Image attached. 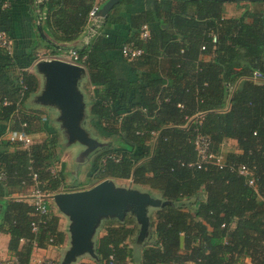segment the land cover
<instances>
[{
	"label": "trees",
	"instance_id": "16d2710c",
	"mask_svg": "<svg viewBox=\"0 0 264 264\" xmlns=\"http://www.w3.org/2000/svg\"><path fill=\"white\" fill-rule=\"evenodd\" d=\"M16 1L0 0V30L13 41L11 23L23 14ZM137 1L121 0L98 33L74 47L94 86L90 124L108 140L92 161V177L132 179L168 201L151 222L143 264H237L242 258L264 264V80L253 77L255 71L264 75V1L144 0L139 7ZM27 2L33 12L40 8L38 0ZM94 3L44 0L41 26L52 53L84 37ZM226 3L240 12L228 15ZM144 25L147 39L141 37ZM130 43L144 49L133 60L122 53ZM37 60L36 47L9 53L0 46V173L6 175L0 179V229L10 235L19 264H30L35 247L64 244L66 233L58 212L40 215L12 195L32 187L33 173L44 190H72L65 189L64 171L52 169L61 160L59 134L41 121V111L25 107L40 88L30 71ZM8 123L33 143L24 147L3 138ZM198 134L210 137L222 166L197 165ZM229 139L237 147L226 151ZM135 224L132 214L107 221L96 260L80 264H128Z\"/></svg>",
	"mask_w": 264,
	"mask_h": 264
},
{
	"label": "water",
	"instance_id": "95a60500",
	"mask_svg": "<svg viewBox=\"0 0 264 264\" xmlns=\"http://www.w3.org/2000/svg\"><path fill=\"white\" fill-rule=\"evenodd\" d=\"M120 1L107 0L98 11L100 20L104 21ZM38 30L45 38L41 26L38 27ZM90 35L91 29L87 36L90 37ZM34 66L36 73L41 77L42 85L37 92L33 93V103L58 111L56 122L60 123L67 144L86 145L87 150L85 149L82 154L104 146L106 141L99 142L83 126L85 120L89 119L88 103L85 100V93L80 87L82 82L89 80L86 67L59 58L40 59L35 62ZM54 203L70 219L71 246L65 253L62 264H71L82 254L88 253L97 257L95 237L103 218L113 217L124 220L129 213L134 214L140 224L137 236V242L140 243L149 234L151 225L149 207L158 208L168 201L155 197L148 191L118 186L114 180L105 179L88 189L58 192L54 195Z\"/></svg>",
	"mask_w": 264,
	"mask_h": 264
},
{
	"label": "rangeland",
	"instance_id": "374dc122",
	"mask_svg": "<svg viewBox=\"0 0 264 264\" xmlns=\"http://www.w3.org/2000/svg\"><path fill=\"white\" fill-rule=\"evenodd\" d=\"M238 9L240 10L239 7H238ZM238 9H235L236 12H239ZM235 10H233V11L235 12ZM40 53L41 54L38 55V60L44 59V58H51V56L47 57L45 54H43L44 52H40ZM30 71H32L36 75H39L36 73V69H35L34 65H32L30 67ZM41 85H42V81L40 83V86ZM80 87H81L82 91L85 93V100L88 103L87 112L90 113V107H91V103L93 100V97H92L93 89L91 88L92 86H90L89 82L86 81V82H82ZM32 95L26 101L25 107H28L30 110H32L34 112L35 111H41L42 112V115H40L41 121H43V123L44 122L48 123L53 127L54 131L53 132L51 131V133H55V130H56V132L59 134L60 143L62 145L61 160L59 162H57L54 166H52V169L57 173L59 171H62V170L64 171L65 189H68V190L72 189L71 191L84 190V189L91 188L94 185H96L97 183H99L98 182L99 179H97L96 177H92V164H93L92 161L96 155V152L99 149L98 150L96 149V150L90 151V152L86 151V154H82V152L85 149L87 150L86 145H83L80 143L68 145L67 139L63 133V130L60 127V123L56 122V117H57L58 111L55 109L48 108V107L41 108L43 106L36 105L35 103H33ZM38 123H39V121H38ZM35 126H37V125H35ZM83 126L87 129V131L90 133V135L93 138H96L97 140H99V142L107 140V139L100 137L97 134L96 129L93 126H91L89 119L85 120ZM45 127H46V125H45ZM45 137H46V135L43 133L40 135V137L35 138V140H36V142H42L45 139ZM236 147H237L236 141L229 139L226 141L224 149L226 151H228V150L235 149ZM107 179L114 180V182L118 186L131 187V188L139 189L141 191H148L155 197L163 198L161 196V194H159L158 191L153 190L148 186L134 184L132 179H116V178H107ZM28 192H29V189H26L23 191L24 194H27ZM63 192H66V191H63ZM159 208L160 207H158V208L149 207V214H150L151 222L154 220V218L156 216V212ZM54 210L56 213L58 212V214L61 215L59 217H62V218H60V219H62V222L60 221V225H59L60 228L65 231L66 238H67V235L70 238V233H69L70 219H69V217L67 215H65L64 213H62L55 204H54ZM4 212H5V209L0 214L1 215L0 224H1V220L4 216ZM129 214H131V213H129ZM132 215L135 216L134 214H132ZM113 219H115V218H113V217L103 218L102 224L100 225V228H99V232L102 231V228L107 223V221L113 220ZM135 221L137 222L136 217H135ZM135 225L137 226V233H136L135 237L133 236L132 238H130L129 245H132V247H133V258L131 261L134 264H139L140 258H141V252L140 251L142 249V248H140V246L142 244H140L141 243L140 242L137 245L136 242H137V236H138L139 231H140V224L137 222V224H135ZM152 227L153 226L150 225L148 240L152 239V237H153V228ZM97 235H98V233L96 234V237H95L96 241H97ZM152 241H154V239ZM65 242H66V240H65ZM134 244L137 245V247H139V248L135 249V254H134ZM3 247L5 248V246H3ZM3 247L0 246V256H3V253H4L2 251L4 249ZM134 260H135V262H134ZM55 261L57 262V260H55ZM237 264H254V263L251 262L250 258L249 259L248 258H242L241 260L238 261Z\"/></svg>",
	"mask_w": 264,
	"mask_h": 264
},
{
	"label": "built area",
	"instance_id": "2783aa9c",
	"mask_svg": "<svg viewBox=\"0 0 264 264\" xmlns=\"http://www.w3.org/2000/svg\"><path fill=\"white\" fill-rule=\"evenodd\" d=\"M41 1H38L40 3ZM100 9L99 0H95L94 6L90 12V24L89 29H91V35L97 34L100 29L102 21L98 17V11ZM46 19V13L44 11L39 10V18L38 23L41 24ZM141 37L143 39H147L150 36V30L147 25H144L141 29ZM88 36V38H90ZM216 41V37L214 38ZM0 46L3 47L7 52L12 53L13 51V40L7 35L5 31L0 30ZM123 56L129 60H133L144 53V49L138 46H135L133 43L125 44L122 47ZM53 58V57H51ZM59 58L65 61H69L81 66H85L84 61L85 57L81 58L78 51L72 47L67 50H64L60 55L54 57ZM255 80H264V75L255 71L253 75ZM20 82L23 84L22 76L19 77ZM94 89V86H92ZM8 140L14 143L22 144L24 147H29L33 143V139L23 130H12L9 132ZM196 149L199 154V161L197 165L199 167L204 163H215L219 166L223 165V157L221 155H216L211 149V141L210 137L203 134H198L194 140ZM53 172H55L53 170ZM241 172L243 174H248V169L246 167L241 168ZM33 180L35 181L32 187L29 188V192L27 194L24 193H16L13 194L12 197H15L18 200H25L30 204L36 207V210L40 215H45L54 210V195L56 193L51 192L49 190H44L42 185L43 182L39 180V175L37 173H33ZM0 179L5 180V173H0ZM250 183L253 184L254 180H250ZM34 230L37 231L38 226L34 223ZM8 264H19L18 259L15 256H11L9 259H6ZM0 256V264H3L4 261ZM42 264H55L54 260L47 258L42 261Z\"/></svg>",
	"mask_w": 264,
	"mask_h": 264
},
{
	"label": "crops",
	"instance_id": "0c3cea01",
	"mask_svg": "<svg viewBox=\"0 0 264 264\" xmlns=\"http://www.w3.org/2000/svg\"><path fill=\"white\" fill-rule=\"evenodd\" d=\"M38 1H41L40 2L41 4H40V8L36 9V12L35 11L33 12L32 9H35V8H32L31 5L29 4V2H27V0H17L16 1L19 4H21L20 7H18L17 9H22L23 14L19 13L20 16L16 20H14L13 23H11L12 27H14V34H15L12 52L15 51L17 53H25V52H29L31 49L36 47L37 51H38V55L41 54L40 52H44L43 54H45L47 57L51 56L54 58V57L60 55L62 52H64V50L58 49L57 52L52 53V49L47 46V44H49L47 39L51 40L50 35L48 33L44 32L42 29V31L44 32L45 38H43L41 36V33L38 30V27L41 26V24L38 23V18H39V10L41 11L43 9L44 0H38ZM142 1L146 2L144 0H139L135 4L139 7V4H143V3H140ZM41 5H43V6H41ZM225 7H226V13L228 15L232 14V13L233 14L237 13L235 9H238V7L235 4L226 3ZM25 9H27V10L25 11ZM137 9H139V8H137ZM233 10H235V12ZM42 11H44L46 13V9H44ZM239 12H240V10H239ZM36 14L38 15L37 17H36ZM125 28H126V26H123L124 30L120 28L119 30H122V32H120V33L126 34L127 31H125ZM88 31H89V26H88L86 32L84 33V37H82V39L76 40L70 44H65V45L75 47V45L77 46V45H80L81 43H83L82 42L83 39H84V41L87 42L89 40V38L87 36ZM37 76H38L39 81L41 83V77L39 75H37ZM88 82H89V80H88ZM41 108H46V107H41ZM11 127H12V123H8V125L6 127V132L3 135V138H5V139L8 138L9 132L13 130ZM16 193H23V192H16ZM58 215L61 216L60 214H58ZM60 218H62V217H60ZM60 221L62 222V219H60ZM97 233H98V235H97V241H96L95 246H97L99 237L105 233L104 228H102V231H100V232L98 229ZM69 239L70 238L67 235L66 242L60 246H49L47 248L35 247L33 252H32L30 264H42V261L44 259H47V258H50L54 261L57 260V262L56 261L54 262L55 264H62L63 259L65 257V253L67 252V250L71 246V240H69ZM145 241L146 240H144L143 242L140 243V244H142L140 246V248H142V249L140 251L141 252V258H140L139 264H143V249H144ZM9 242H10V235L0 229V246L1 247L5 246V248L3 247L4 249L2 250L4 252L3 256H1L2 260L9 259L11 256H13L12 252L9 250ZM128 243H129V241H128ZM136 244L138 245L139 243L136 242ZM137 245L134 244V254H135V249L139 248V247H137ZM129 246L133 250L132 245H129ZM96 258L97 257H94V256L86 253V254H82V255L78 256L76 258V260L74 262H72L71 264H80L82 262L94 263ZM131 260L132 259L128 260V264H134ZM134 262H135V260H134Z\"/></svg>",
	"mask_w": 264,
	"mask_h": 264
}]
</instances>
